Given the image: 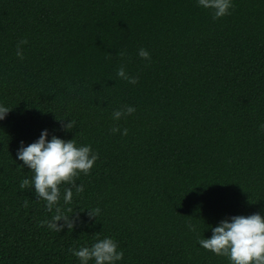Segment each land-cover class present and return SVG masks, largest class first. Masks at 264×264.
<instances>
[{"label": "trees", "instance_id": "16d2710c", "mask_svg": "<svg viewBox=\"0 0 264 264\" xmlns=\"http://www.w3.org/2000/svg\"><path fill=\"white\" fill-rule=\"evenodd\" d=\"M0 104V264H79L68 249L97 235L118 242V264H229L198 239L264 215V0L215 20L196 0H0ZM42 129L98 154L84 191L60 201L72 231L50 230L55 211L20 188L32 173L17 149Z\"/></svg>", "mask_w": 264, "mask_h": 264}, {"label": "clouds", "instance_id": "9594fccd", "mask_svg": "<svg viewBox=\"0 0 264 264\" xmlns=\"http://www.w3.org/2000/svg\"><path fill=\"white\" fill-rule=\"evenodd\" d=\"M197 5L209 10L212 18L219 19L230 14L233 7V0H196ZM27 40L17 44L16 55L23 58L22 45ZM138 55L144 59H150V53L145 48H140ZM117 76L136 84L137 79L130 76L125 68L121 66L117 70ZM11 109L0 104V120H4ZM136 111L134 106L127 105L122 109L112 112V119L119 121L122 117L133 114ZM66 119V118H65ZM57 119L61 128L70 131L75 128V121L68 119ZM264 131V123L259 125ZM113 132H120L121 129L114 127ZM122 135L128 134V129H123ZM48 129H42L39 137L32 143L20 142L17 149L16 159L23 162L31 170L32 175L25 177L20 182V188L27 186L34 187L36 197L45 201V208L55 214L46 221L50 230L61 232L65 227L72 231L75 227L77 212L72 215L71 208L64 209L60 204L61 199L64 205H70L76 194L84 191L82 183L77 184L76 178L81 173L87 175L94 167L98 154L92 150L91 145L77 144L75 138L65 140ZM71 187H61L63 185ZM99 209L89 210L90 217H96ZM64 221L63 224L58 222ZM210 226V225H209ZM212 235L210 238L198 239V244L205 250L215 255L225 257L229 264H264V215L253 213L251 215H232L222 219L215 226H210ZM190 231L195 232L196 226L189 224ZM77 258L79 264H118L124 258V252L119 248L118 242L110 236L100 237L97 235L91 246L70 247L68 249Z\"/></svg>", "mask_w": 264, "mask_h": 264}]
</instances>
